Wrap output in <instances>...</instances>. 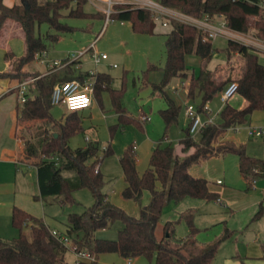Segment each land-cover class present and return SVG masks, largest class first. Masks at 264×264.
I'll list each match as a JSON object with an SVG mask.
<instances>
[{"label":"trees","instance_id":"1","mask_svg":"<svg viewBox=\"0 0 264 264\" xmlns=\"http://www.w3.org/2000/svg\"><path fill=\"white\" fill-rule=\"evenodd\" d=\"M157 1L164 7L194 18L222 15L231 31L246 33L252 30L254 36L264 42V8L260 0ZM87 2L20 0L8 6L0 0V30L6 20L17 22L23 31L25 44L24 52L19 56L11 51L5 52L4 58L10 60V64L7 70L0 71V79L31 80L27 98L24 102H17L16 111L19 120L39 121L40 124L39 129L23 141V154L25 158L33 159L36 168L39 193L34 198L51 197L64 205L73 202L72 194L76 190L86 188L92 194V204L82 212L68 213L65 229L58 230L65 234L75 251L85 250L92 259L67 261L65 253L68 247L51 234L43 219L14 205L11 223L18 230V235L10 239L0 236V264H98V255L105 252H116L124 258L155 256L154 264H211L218 247L232 235L233 229L224 225L212 241L200 244L196 239L198 227L193 222L192 209L179 214L187 227L186 236L176 237V220L164 223L163 236L159 239L155 229L163 206L169 201L177 204L186 197L207 201L219 198V193L210 189L207 179L191 175L189 167L192 164L201 163L210 156L233 153L248 188L263 176L264 158L248 154L242 143L222 138L226 130L244 123L253 112L264 111V64L258 60L257 51L251 45L229 38L223 49H217L212 38L194 25L177 19L169 20L170 30L164 42L163 76L159 83L151 85L167 101L166 107L159 109L164 132L153 147L149 164L142 173L137 170L133 146L125 148L119 158L125 183L120 192L122 197L140 203L144 193L149 194L148 201L140 205L138 216L129 215L109 201L103 191L105 179L99 165L112 152L110 146L107 145L101 155L96 142L88 141L83 147H69L68 139L83 129L80 115L70 111L63 121H56L50 113L54 84L73 78L84 81L89 72L77 71L72 64L49 69L45 73L26 69L37 54L47 52L57 42L60 34L75 29L63 21L64 17L99 19L105 15L102 11H86L84 6ZM109 18L129 22L134 32L154 34L155 22L145 7L115 2L111 5ZM43 23L48 30L40 36L37 29ZM192 52L201 60L197 74L189 73L185 66V56ZM218 52L223 54L224 63L209 68L208 63ZM234 57L241 61L238 68L230 64ZM172 78L187 81L188 98L199 96L198 112H204L205 105L232 82L237 84L236 94L246 104L238 107L225 102L220 111V121L204 125L198 139L189 134L187 127L179 141L180 153H177L173 145H161L166 131L177 121L179 111V106L164 89ZM112 81L108 73L97 71L94 74V99L99 102L101 91L108 90L119 123L139 124L138 118L126 114L120 102L121 90L113 89ZM14 91L17 89L10 92ZM263 211L264 204L260 202L253 218H259ZM115 220L123 223L116 239L95 237V231L107 228ZM262 258L264 264V254Z\"/></svg>","mask_w":264,"mask_h":264},{"label":"rangeland","instance_id":"2","mask_svg":"<svg viewBox=\"0 0 264 264\" xmlns=\"http://www.w3.org/2000/svg\"><path fill=\"white\" fill-rule=\"evenodd\" d=\"M13 1L12 3H17L20 0ZM90 2L92 4L99 3L103 8L106 6V3L102 4L99 0H90L84 6L85 10L89 12L95 11V7ZM9 21L5 22L0 30V42L7 41L13 45L15 47L13 49H15L18 56L25 49L23 31L20 25L13 20H11V23H13L14 31H11ZM63 21L74 26L75 29L60 34L57 42L47 50L44 62H41L43 57L39 59L35 57L32 65L26 67V69L37 71V73L48 71L50 69L49 64L54 60H63L69 52L86 49L98 36L93 49L98 53H106L107 58L94 65L89 56L85 54L82 58L81 70L91 69L108 73L113 78L111 87L121 90L120 102L125 107L126 114L138 118L140 123L127 122L120 124L109 91L102 90L99 102L93 99L89 107L76 110L81 117L83 129L71 136L67 143L69 147L76 148L85 146L88 141L96 142L99 146V155L102 154L107 145L110 146L112 152L106 155L99 165L105 179L103 191L107 193L109 201L121 207L129 215L138 216L139 204L122 197L120 193L125 183L119 158L125 148L133 146L137 157V170L142 173L149 164V157L154 145L164 132V123L159 114V109L166 107L167 101L157 91H154L151 85L159 83L163 76L164 42L169 26H162L159 22H156V32L146 34L134 32L127 21L121 23L119 20L107 19L106 15L99 19L64 17ZM47 30L48 26L43 23L39 25L37 33L43 36ZM236 35L237 37L235 35L230 37L251 45L257 51L258 60L264 64V50L248 41L260 40L254 36L253 31L249 30L246 33ZM228 39V36H217L212 38V44L217 49H223ZM222 58L224 59L223 54L218 52L210 60L208 67L213 68ZM230 64L238 68L241 61L234 57L230 60ZM150 65L156 67H150ZM200 65L201 60L198 55L193 52L186 54L185 66L189 73L197 74ZM0 67L6 69L3 57L0 59ZM17 81L9 77L3 78L0 80V86H12ZM186 85V80L172 78L164 88L167 96L179 106V111L177 121L166 131V137L161 141V145L170 142L177 153H180L179 141L184 137L185 130L190 122V119L186 116V106L192 105L196 110L200 101L197 95L194 98H188ZM237 98L240 102L242 101L241 97L234 94L228 102L235 101ZM16 100L19 102L15 91L7 94L0 99V110L13 106ZM222 105L223 101L220 99V94H216L206 104L205 111L200 112L201 119L204 121L207 117L215 115L214 122L220 121ZM239 105L242 107L243 103ZM69 112L61 103L52 104L50 109L51 116L56 121H63ZM141 115L147 116L148 120L140 121ZM35 124L40 125L39 121H36ZM249 124L263 125L264 111L253 112L244 123L226 130L222 139L242 143L245 145L248 154L255 157H264L262 139L250 137L247 134ZM32 132H36L34 125L33 131L29 135ZM18 133H21L20 129ZM86 137L87 139H85ZM198 137L199 132L194 134L195 139H198ZM30 160L33 161L29 158ZM189 172L191 175L205 178L213 184L216 179H220L221 183L215 186L220 191H224L222 198L232 208L233 212L226 206L227 204L220 203L217 200L207 201L186 197L177 204L169 201L163 206L155 229L156 236L158 238L163 236V225L168 219L176 220L174 224L176 237L186 236L187 227L184 220L179 218V214L180 211L192 209L194 211L193 222L198 227L196 236L201 234L210 239L208 240L210 242L218 235L215 230L221 229L220 231H222L226 224L227 227L229 226L228 228L233 229L232 235L218 247L211 264H224L226 256L239 261L236 255L237 252L241 256V261L247 264H258L262 261V258H244L243 256L246 255L247 251L252 252L251 249L255 246L264 253V211L259 218H253L254 213L258 210V203L264 195V174L248 188L238 169L237 156L233 153L224 156H210L201 163L192 164L189 167ZM20 175V189L23 187L27 189V199L33 208L32 210L37 215L44 217L46 222L49 223L50 229L51 227L64 229L68 213L82 212L93 202L92 194L86 188L74 191L72 194L73 202L64 205L53 201L51 197L35 199L34 196L38 195L35 168L33 166L25 167ZM148 198L149 194L145 192L140 202L146 203ZM222 220L227 222H220ZM239 225H241L240 228H238ZM122 227L123 223L120 220H115L107 228L95 231V237L114 240ZM17 235L18 230L11 223V204L8 202L6 207L5 205L0 206V236L10 239ZM154 257L137 256L132 257L130 261L132 264H154ZM65 259L67 261L75 259L72 250L65 253ZM97 262L98 264H126L127 259L116 252H105L98 255Z\"/></svg>","mask_w":264,"mask_h":264},{"label":"built area","instance_id":"3","mask_svg":"<svg viewBox=\"0 0 264 264\" xmlns=\"http://www.w3.org/2000/svg\"><path fill=\"white\" fill-rule=\"evenodd\" d=\"M115 0H105L106 6L104 8V13L107 19L109 18V14L111 13V5L115 3ZM130 4L138 5L141 7L147 8L153 17V20L161 22L163 26L169 23V20L177 19L180 21H184L190 23L200 29L204 34H206L210 38H214L217 36H230L237 35L227 28L225 19H221L217 23L211 21L208 16H202L199 18H194L182 14L175 10H170L167 7L162 6L159 4L158 1L154 0H131ZM112 20V19H111ZM98 36L93 40V42L84 50L80 51H73L69 52L63 60H54L52 63L49 64L50 69L60 68L67 64H72L74 69H80L82 66V58L85 54H87L94 65H97L102 59L107 58L106 53H98L93 48L95 46V42L97 41ZM236 39L237 38H232ZM240 41V40H238ZM261 50H264V42L260 40H248ZM243 42V41H241ZM245 43V42H243ZM247 44V43H245ZM249 45V44H248ZM88 52V53H87ZM37 59L43 57L41 62H44V57H46V52L43 51L36 55ZM113 66L115 64H112ZM89 76L84 79V81H80L77 78H73L71 80H67L64 82H58L54 84L51 95H50V102L51 104H63L68 111H76L79 109L87 108L92 103L93 98V85H94V74L97 71L88 70ZM31 80H23L18 82L15 86L17 89L16 95L19 102H24L27 98L28 94V85ZM237 91V84L232 82L226 86L224 90L220 93V99L223 102H226L230 97L236 94ZM206 109V105L204 107ZM186 115L190 119L188 124L189 134L194 137V134L199 132L200 129L208 124L214 122V117H207L204 121L200 117V112L194 109L192 105L186 106ZM148 120V117L145 115H141L140 121ZM234 128V127H232ZM247 134L250 137L261 138L263 142V152H264V125H252L249 124L247 127ZM87 139V137L85 138ZM217 182H220L217 180ZM51 234L55 236L59 241L65 244L68 249H71L75 255V262L80 259H87L91 260L92 256L85 250L75 251L74 248L71 246L69 239L65 236V234L59 232L56 229L50 230ZM126 264H131L130 259L127 260Z\"/></svg>","mask_w":264,"mask_h":264},{"label":"crops","instance_id":"4","mask_svg":"<svg viewBox=\"0 0 264 264\" xmlns=\"http://www.w3.org/2000/svg\"><path fill=\"white\" fill-rule=\"evenodd\" d=\"M88 1H90V0H88ZM115 1L116 2L131 3V0H115ZM12 2H14V1L13 0H3V3L5 5H8V6L14 4ZM99 2L104 4L105 0H99ZM92 5L95 7V11H103L104 10V8L102 6H100L99 3L98 4H92ZM260 5L263 6V8H264V0H260ZM210 19L212 22L218 24V21L221 19H224V16L218 15V16H215V17L210 18ZM7 21H9V20H6L5 22H7ZM9 22H10L9 29L11 31H14L13 23H11V20ZM120 22L123 23L124 21H120ZM156 22H159V21H156ZM156 22H155V27H154V33L156 32ZM159 23L161 24V22H159ZM165 26H169V30H170L169 23H167V25H165ZM234 33L238 34L237 32H234ZM13 48H15V47H13V45L8 43L7 41L0 42V59L3 57V59L5 60L4 54L6 51H11L17 56V53H16L15 49H13ZM46 56H47V52H46ZM223 62H224V59L222 58L221 61H218L217 64H222ZM9 64H10V60H8V61L5 60L6 69H4V67H0V71L7 70L9 68ZM216 65H214L213 67H215ZM81 68L78 70L82 71ZM85 71H88V70H85ZM45 72H41V73H45ZM17 84H18V81L15 82L12 86H8V85H6V87L0 86V99L3 98L4 96H6L7 94L13 93L10 91L13 90V88H15V86ZM93 99H94V97L92 98V100ZM228 100L226 102H228ZM224 103L225 102H223V105H224ZM229 103H231L235 106L241 107L239 104L243 103V106H244L246 104V101L244 99H242V101L240 102V100L237 98L235 101H230ZM16 104H17V100H16V102H14L13 106H10L5 110L4 109L0 110V206L5 205V207H6V203H8V202H9V204H11V209L14 205L19 206V207L23 208L24 210L28 211L29 213H31L37 217H41L43 219V221L45 222V224L49 227V223L46 222L44 217L37 215V213L32 210L33 208L31 206V204H29V201L27 199V197H28L26 194L27 189L24 187L22 189H20L19 177L21 176L20 173L22 172V169L25 167L27 168L28 166H33L35 168L33 161H31V160L29 161V159L25 158V156L23 154V141L26 140L29 136V133L31 131H33V125L36 128V130L39 129V125L35 124L32 121L19 120L17 117ZM223 105H222V107H223ZM222 107H221V109H222ZM214 116L212 115L211 117H214ZM19 129L21 130L20 134L18 133ZM167 144H171V143L168 142ZM259 158H264V157H259ZM35 172H36V168H35ZM217 180L220 181V179H216L214 184L209 183V187H210V189L217 191L219 193V198L217 199L218 202L227 204V202L224 201L222 198L224 191H220L215 186L216 184L221 183V181L217 182ZM244 180H245V178H244ZM36 181H37V179H36ZM37 190L39 193L38 185H37ZM106 195H107V193H106ZM107 199H108V197H107ZM263 201H264V195H263L262 199L259 201V203L263 202ZM138 204H139V208H140V205H142L144 203L140 202ZM226 206L229 207L228 204ZM229 208H230L231 212H233L232 208L231 207H229ZM180 212H183V211H180ZM223 221L227 222L225 220H222L220 222H223ZM231 226H233V225L231 224ZM240 227H241V225L238 226V228H240ZM51 229H56V230L60 231V230H64L65 227H64V229L51 227ZM220 230L221 229L215 230V233H217L219 235L221 232ZM157 239H159V238L157 237ZM196 239L200 244L208 243L209 242L208 240H210L201 234H198V236H196ZM251 250H253V251L252 252L247 251L246 255H244L243 257L244 258L256 257V258H260V259L262 258L264 253L261 252L260 248L258 249L255 246ZM67 251H71V250L68 249ZM248 254H254V255H248ZM236 255H237L239 261L232 260L229 256H226L224 258V264H247V263L241 261V259H240L241 256H239L240 254L238 252L236 253ZM126 259L128 260L131 258H126ZM261 260L262 261H260L258 264H263V258Z\"/></svg>","mask_w":264,"mask_h":264}]
</instances>
